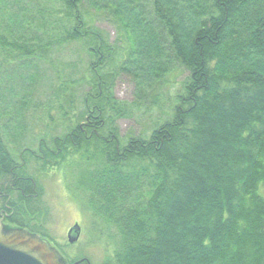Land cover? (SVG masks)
Returning a JSON list of instances; mask_svg holds the SVG:
<instances>
[{
	"label": "trees",
	"instance_id": "1",
	"mask_svg": "<svg viewBox=\"0 0 264 264\" xmlns=\"http://www.w3.org/2000/svg\"><path fill=\"white\" fill-rule=\"evenodd\" d=\"M26 4L0 0V80L9 49L33 58L37 49L84 41L94 92L73 129L40 139L41 155H16L0 134V191L11 181L27 195L40 191L25 174L26 154L47 169H75L70 149L85 158L95 146L101 164L86 167L77 185L101 232L116 230L106 264H264V0ZM95 13L116 27L114 47L94 28ZM114 48L126 54L120 70L134 73L140 90L177 67L187 72L172 118L149 137L123 141L110 124L115 73L104 69L116 62ZM21 196L13 221L26 225L35 212L25 202L31 196ZM58 252L68 264L80 260Z\"/></svg>",
	"mask_w": 264,
	"mask_h": 264
},
{
	"label": "rangeland",
	"instance_id": "2",
	"mask_svg": "<svg viewBox=\"0 0 264 264\" xmlns=\"http://www.w3.org/2000/svg\"><path fill=\"white\" fill-rule=\"evenodd\" d=\"M39 1L44 5L52 2L27 0V4L33 6ZM53 4L57 5L58 2L53 1ZM93 17H96L94 28L103 34L108 45L114 47L117 38L114 24L107 16L95 13ZM86 50L88 48L84 41H69L37 49L33 58L9 49L6 58L1 59L4 62L0 96L3 93L5 98L4 102L2 96L0 98V134L16 155L23 148L40 154L36 151L46 133L61 136L75 127L79 122L78 117L84 119L82 113L87 108V95L90 91L94 92L91 88L92 59ZM115 52V64L104 69V73H115L108 90L110 106L113 107L108 111L112 120L110 124L119 129L118 135L123 141L132 135L149 137L159 124L172 118L187 72L177 67V70L167 73L159 81H150L149 86L140 90L134 73L129 77L122 73L127 71L120 70L126 54L122 49H115ZM24 59H33L34 64L29 65L30 68L21 66L16 71ZM9 61L13 64H9ZM34 73L37 75L35 79ZM89 152L94 155L92 160L89 153L82 158L70 149L72 154L68 156V161L77 166L75 169H59L57 165L47 169L26 154L28 162L25 174L35 181L40 191H36L32 199H25L30 211L38 214L34 213L35 217L32 215L23 220L30 228L39 229L46 235L67 259H88L90 264H106L116 247V230L107 228L101 232L104 226L96 224L87 211L86 192L77 185V178L86 172V167L94 169L101 164L97 147H92ZM17 162L22 163V160L17 159ZM12 195L17 203L23 202L20 194ZM75 222L80 224L82 233L77 242L69 244L67 233ZM109 231L111 235L107 236Z\"/></svg>",
	"mask_w": 264,
	"mask_h": 264
},
{
	"label": "water",
	"instance_id": "3",
	"mask_svg": "<svg viewBox=\"0 0 264 264\" xmlns=\"http://www.w3.org/2000/svg\"><path fill=\"white\" fill-rule=\"evenodd\" d=\"M81 226L76 222L67 237L70 244L81 236ZM80 259L72 264H79ZM0 264H68L47 240L25 227H9L0 218Z\"/></svg>",
	"mask_w": 264,
	"mask_h": 264
},
{
	"label": "flooded vegetation",
	"instance_id": "4",
	"mask_svg": "<svg viewBox=\"0 0 264 264\" xmlns=\"http://www.w3.org/2000/svg\"><path fill=\"white\" fill-rule=\"evenodd\" d=\"M23 178L20 177L17 174L15 175V178ZM13 194L18 195L21 194L23 196H35V194H25L23 187L19 184V182L11 181L9 183H6L4 189L0 191V218L3 217V222L9 227H25L30 228L27 225H20L16 221H13V217L18 214V205L17 201L13 199ZM76 223V222H75ZM70 230V229H69ZM69 232V231H68ZM82 233V232H81ZM68 234V233H67ZM80 239V238H79ZM70 244V243H69Z\"/></svg>",
	"mask_w": 264,
	"mask_h": 264
}]
</instances>
